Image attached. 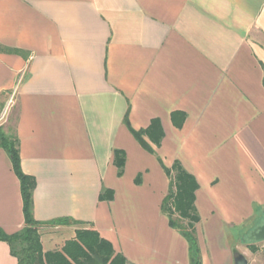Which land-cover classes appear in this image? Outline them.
I'll return each mask as SVG.
<instances>
[{"label": "crops", "instance_id": "crops-1", "mask_svg": "<svg viewBox=\"0 0 264 264\" xmlns=\"http://www.w3.org/2000/svg\"><path fill=\"white\" fill-rule=\"evenodd\" d=\"M4 112L36 181L35 220L75 222L42 229L44 252L92 227L128 264H191L162 211L163 165L175 162L199 185L201 264H252L251 248L264 251L246 243L264 225V0H0ZM126 118L136 131L160 121L155 154ZM115 150L126 153L121 177ZM104 190L113 200L100 201ZM24 226L0 149V228ZM0 264H19L1 241Z\"/></svg>", "mask_w": 264, "mask_h": 264}, {"label": "trees", "instance_id": "trees-1", "mask_svg": "<svg viewBox=\"0 0 264 264\" xmlns=\"http://www.w3.org/2000/svg\"><path fill=\"white\" fill-rule=\"evenodd\" d=\"M180 116L184 118V115ZM125 123L141 147L155 154L150 143L159 146L164 138L160 121L155 119L147 129L139 131L129 125L127 118ZM0 149L10 157L13 170L20 181L25 219V226L18 233L9 235L0 228V241L9 245L12 256L19 264H128L126 257L116 253L112 243L103 239L92 227L77 230L75 238L67 241L61 250L44 252L41 241L42 229L71 225L75 222L68 218L51 222L35 220L33 192L36 181L22 170L19 140L16 134L7 135L0 128ZM114 165L118 169V176L121 177L126 166V153L123 150L114 151ZM163 168L170 177L171 183L169 193L162 204V211L168 216L170 226L177 229L188 241L191 264H201L200 250L195 236V225L200 221L195 207L198 182L179 162H175L171 169L164 165ZM137 182L139 183V179ZM113 198L112 190H104L100 195V201H111ZM176 216L179 220L187 221V224L178 223ZM256 251V248H252V252Z\"/></svg>", "mask_w": 264, "mask_h": 264}, {"label": "rangeland", "instance_id": "rangeland-1", "mask_svg": "<svg viewBox=\"0 0 264 264\" xmlns=\"http://www.w3.org/2000/svg\"><path fill=\"white\" fill-rule=\"evenodd\" d=\"M15 125H16L15 113L9 115L7 113L5 114V112H4L3 114L0 115V128L7 135H14V133H15ZM175 219L180 224H182V222H184V224L186 222V224H187V221L179 220V217L178 216H176ZM247 238H248V236H247ZM246 243L251 244L253 246L255 242H253V241H246ZM198 248H199V244H198ZM253 248H255V247H253ZM256 249H257V251L255 253L259 252V254L257 255V258H254V260H253V258L251 259L252 260V264H264V251L263 252L260 251L259 248H256ZM251 251H252V248H251Z\"/></svg>", "mask_w": 264, "mask_h": 264}, {"label": "water", "instance_id": "water-1", "mask_svg": "<svg viewBox=\"0 0 264 264\" xmlns=\"http://www.w3.org/2000/svg\"><path fill=\"white\" fill-rule=\"evenodd\" d=\"M250 241L261 242L264 241V225L256 228L247 238ZM238 264H246V261L241 258L238 261Z\"/></svg>", "mask_w": 264, "mask_h": 264}]
</instances>
